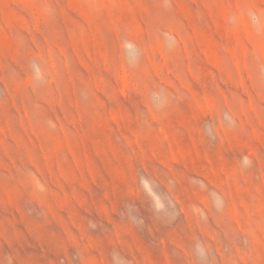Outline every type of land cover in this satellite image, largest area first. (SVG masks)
<instances>
[{"label":"rangeland","instance_id":"rangeland-1","mask_svg":"<svg viewBox=\"0 0 264 264\" xmlns=\"http://www.w3.org/2000/svg\"><path fill=\"white\" fill-rule=\"evenodd\" d=\"M0 264H264V0H0Z\"/></svg>","mask_w":264,"mask_h":264}]
</instances>
